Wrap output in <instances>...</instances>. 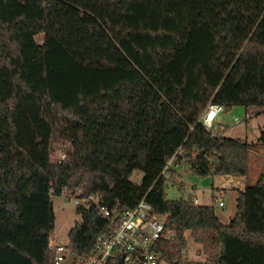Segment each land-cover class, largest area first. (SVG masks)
<instances>
[{"label":"trees","instance_id":"1","mask_svg":"<svg viewBox=\"0 0 264 264\" xmlns=\"http://www.w3.org/2000/svg\"><path fill=\"white\" fill-rule=\"evenodd\" d=\"M210 103L264 113V0H0V264H55L52 197L78 189L168 214V264H264L262 179L228 224L166 195L179 148L173 180L181 158L202 176L247 174L249 144L201 122ZM76 209L82 254L107 223ZM187 230L210 259H182Z\"/></svg>","mask_w":264,"mask_h":264},{"label":"rangeland","instance_id":"2","mask_svg":"<svg viewBox=\"0 0 264 264\" xmlns=\"http://www.w3.org/2000/svg\"><path fill=\"white\" fill-rule=\"evenodd\" d=\"M234 116L240 119L239 123L233 121ZM214 124L217 125V133L221 136L249 144L247 174L245 176H202L190 169L189 160L182 159L174 168L175 180L170 178L166 182L165 190L167 197L172 200L193 198L197 204L213 205L220 220L228 224L237 213L239 191L247 184H254L260 179L264 182V146L260 145L261 132L264 130V113L252 116L247 113L244 106H234L221 112ZM142 176L143 173L140 170H135L131 180L141 183ZM219 199L224 202V207L219 206ZM52 201L55 211V228L52 236L66 244L69 241L70 230L76 223L82 221V216L76 209L74 199L67 194L53 196ZM160 218L162 221L166 220V216L161 215ZM167 234L170 235V240H174V231L169 230ZM185 237L187 245L182 252L184 261L204 262L210 259L205 252V245L196 242L189 230L186 231Z\"/></svg>","mask_w":264,"mask_h":264},{"label":"built area","instance_id":"3","mask_svg":"<svg viewBox=\"0 0 264 264\" xmlns=\"http://www.w3.org/2000/svg\"><path fill=\"white\" fill-rule=\"evenodd\" d=\"M223 111V105L210 103L200 120L206 127L211 128ZM233 121L239 123L240 119L234 116ZM181 154L182 150L179 148L161 172L160 177L165 182L170 179L169 169L175 166L176 159L181 157ZM68 196L74 199L76 207H94L107 223V230L96 237L93 246L82 254L73 252L69 241L64 244L51 233L49 246L54 252L55 264H168L159 250V243L170 238L166 229L168 214L158 213L145 197L134 207L122 206L119 203L109 207L101 203L97 193L84 195L82 190L78 189ZM218 204L224 206L220 199ZM161 215L166 216L165 221L161 220ZM71 256L72 263L69 262Z\"/></svg>","mask_w":264,"mask_h":264},{"label":"water","instance_id":"4","mask_svg":"<svg viewBox=\"0 0 264 264\" xmlns=\"http://www.w3.org/2000/svg\"><path fill=\"white\" fill-rule=\"evenodd\" d=\"M72 260H73V256L70 257L69 262L72 263Z\"/></svg>","mask_w":264,"mask_h":264},{"label":"crops","instance_id":"5","mask_svg":"<svg viewBox=\"0 0 264 264\" xmlns=\"http://www.w3.org/2000/svg\"><path fill=\"white\" fill-rule=\"evenodd\" d=\"M245 188V187H244ZM243 190V189H242ZM222 207H224V206H222ZM220 219V218H219Z\"/></svg>","mask_w":264,"mask_h":264}]
</instances>
